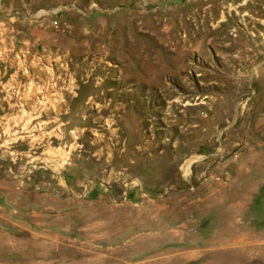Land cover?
Segmentation results:
<instances>
[{
    "label": "rangeland",
    "instance_id": "obj_1",
    "mask_svg": "<svg viewBox=\"0 0 264 264\" xmlns=\"http://www.w3.org/2000/svg\"><path fill=\"white\" fill-rule=\"evenodd\" d=\"M0 264H264V0H0Z\"/></svg>",
    "mask_w": 264,
    "mask_h": 264
}]
</instances>
